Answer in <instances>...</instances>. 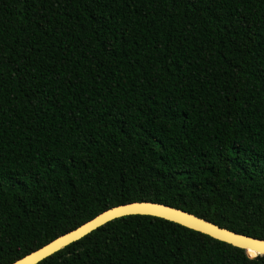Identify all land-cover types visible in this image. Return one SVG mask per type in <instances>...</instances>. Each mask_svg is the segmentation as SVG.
Wrapping results in <instances>:
<instances>
[{"label": "trees", "instance_id": "trees-1", "mask_svg": "<svg viewBox=\"0 0 264 264\" xmlns=\"http://www.w3.org/2000/svg\"><path fill=\"white\" fill-rule=\"evenodd\" d=\"M135 200L264 238V0H0V264ZM36 264L264 254L128 214Z\"/></svg>", "mask_w": 264, "mask_h": 264}, {"label": "water", "instance_id": "water-1", "mask_svg": "<svg viewBox=\"0 0 264 264\" xmlns=\"http://www.w3.org/2000/svg\"><path fill=\"white\" fill-rule=\"evenodd\" d=\"M128 214H147L177 222L186 227L208 234L216 239L243 248L250 257L264 254V238L238 233L182 208L155 201L135 200L117 204L102 210L90 219L57 235L45 244L29 251L8 264H36L66 245L82 238L106 222Z\"/></svg>", "mask_w": 264, "mask_h": 264}]
</instances>
